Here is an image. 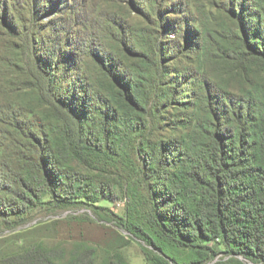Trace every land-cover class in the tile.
Listing matches in <instances>:
<instances>
[{
	"label": "trees",
	"instance_id": "trees-1",
	"mask_svg": "<svg viewBox=\"0 0 264 264\" xmlns=\"http://www.w3.org/2000/svg\"><path fill=\"white\" fill-rule=\"evenodd\" d=\"M163 1L131 0L139 27L130 30V17L110 21L102 53L29 28L20 95L30 99L10 104L23 150L9 154L18 168L0 156V220L97 207L116 200L123 172H133L151 180L145 220L106 215L145 241L148 264H264V0H188L199 15L171 11L182 14L175 30L186 41L176 45L161 38ZM189 37L194 44L183 45ZM105 252L101 264H131ZM98 262L87 242L68 253L24 245L0 257Z\"/></svg>",
	"mask_w": 264,
	"mask_h": 264
},
{
	"label": "rangeland",
	"instance_id": "rangeland-1",
	"mask_svg": "<svg viewBox=\"0 0 264 264\" xmlns=\"http://www.w3.org/2000/svg\"><path fill=\"white\" fill-rule=\"evenodd\" d=\"M130 1L0 0V156H3L2 160H9L12 167L18 168L16 155L10 160L9 154L23 150V146L21 148L23 141L16 128L17 124L18 127L20 126L19 120L15 118L17 113L14 114L10 104L16 98L22 103L30 99L27 95H20L23 93L25 83L23 67L27 56L25 52L28 50L25 45H28L26 41L30 35L29 28H34L45 38L49 37L53 31L59 33L62 43L69 45L66 46L67 49L83 50L82 44L87 46L92 44L94 51L102 53V44H109L106 36H109L110 27L116 28L110 21L124 23L127 17H130L133 23L130 30L139 27V16L131 8ZM164 1L165 6H168L161 9L164 16L163 23L166 20L169 25H166V30L159 28L161 38L163 37L165 41L169 39L168 43H172L171 45H176L179 41L181 43V40L186 42L185 37L179 35L181 37L179 39L176 34L175 18H182V14L185 16L187 14V19L197 18L199 12L188 8V0ZM180 10L182 14L171 12ZM5 11H7L6 19ZM117 34L121 38L125 37L123 31L119 30ZM188 40L183 45L190 43L193 45L196 41L192 37ZM180 48L177 47L175 50L179 51ZM181 67L182 64H180ZM12 81H16V84ZM13 85H16L18 91L13 90ZM18 95L20 96L17 97ZM16 107L19 111H23L17 105ZM167 134H169L168 131H165V135ZM122 177L116 200L102 199L96 203L97 207L88 203L66 207L53 206L48 210L37 212L31 218L29 216L1 219L0 257L7 251L15 252L24 245L26 247L34 244H43L47 247L56 245L68 253L76 244L87 242L97 247L100 261L98 264L104 260L106 248L120 251L131 264H148L143 254V247H147L145 241L136 238L124 225L106 215V208L126 221L143 222L145 220L143 201L148 195L151 180L148 181L147 178L144 180L142 174L137 175L133 172H123ZM128 205L129 208H127ZM13 237L20 238L18 244ZM179 255L184 257L181 253Z\"/></svg>",
	"mask_w": 264,
	"mask_h": 264
}]
</instances>
